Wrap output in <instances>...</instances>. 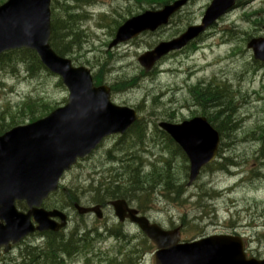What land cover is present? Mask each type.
Listing matches in <instances>:
<instances>
[{"label":"rangeland","instance_id":"374dc122","mask_svg":"<svg viewBox=\"0 0 264 264\" xmlns=\"http://www.w3.org/2000/svg\"><path fill=\"white\" fill-rule=\"evenodd\" d=\"M98 2L97 6L94 5L87 9L91 19L85 22L83 27L84 29L88 28L90 33L88 38H85V46L83 45L82 49V54L84 53L85 56L80 55L77 63H84L86 60L91 63H94V60L108 61V64L116 69L115 73L109 70L106 75L107 83L111 84L114 81L137 77L141 70L137 64V57L158 42L168 40L180 30L199 21L210 0L189 2L172 19L168 29L160 30L154 34H142L139 38L134 39L135 41L132 40L133 43L129 41V44L128 42L123 44L124 47L117 46L110 51L107 49L109 44L107 42L110 40L109 29L95 30L98 24L104 23L101 19L104 17L103 20L110 23L111 26L112 21L120 20L123 17L127 18V10L130 11V14L139 11L129 0H98ZM254 11H258L259 17L264 20V0H244L243 7H237L222 17L214 29L208 32L209 35L207 34L208 36L201 44L203 47H208L211 39H218L225 31L227 35L223 39L234 38L233 46L222 47L224 41L215 39L211 42L212 47L215 46L212 52L208 49L206 51L197 50L170 57L158 67V76L148 78L141 76L142 78L136 81L135 89L115 95L114 102L118 105L133 106V108H136L135 105L141 106L140 111L149 129L146 141L142 147L136 146L133 138L126 134L121 146L127 149L126 153L135 156L129 161L123 160L124 153L119 151V147L112 153V156H115L112 161L107 152L112 150L120 139L106 140L98 151L82 161L64 178L63 185L66 188L85 189L92 180L94 183H105L115 174V172H109L110 165L114 166V169H118L117 166L120 164L117 162L118 160L127 163L136 162L137 164L141 162L144 172H136L145 176L148 170L145 169L143 161L149 158L154 162V159H158L162 155L161 150L166 151L163 144L155 140L157 136L160 141V137L153 129L154 125L161 120H169V118L172 119V122H180L183 119L200 116L201 112H197L191 105L189 89L202 78L213 84L226 81L229 86L226 97H232L234 105L232 114L235 113L233 119L236 129L233 131L231 139H224V144L226 143L229 147L224 149L222 156L231 159L236 165L235 169L230 170L232 175L236 174V176L230 178L229 175H225V172H216L213 166L212 173L204 172L194 184L195 186L185 192L186 204L171 205L162 198H156L153 210L146 216L152 222L166 229L181 226L182 239L186 241H194L213 234H236L244 239L246 245H250V251H254L252 256L263 258L264 160L259 157L260 144L254 142L252 138L253 135H259L264 128V100L255 102L256 90L261 89L260 84L262 85L264 81V70L255 72L256 66L251 53L246 51L245 42H243L244 34L246 36L261 35L259 33L261 26L254 28L253 22L250 25L245 21V18L243 20L245 13L250 14ZM260 23L264 25V21H260ZM219 46L221 48L218 49ZM237 48L241 50L238 54ZM88 50H93V52ZM234 50L236 53L233 54ZM190 55H194L193 59L198 56L197 68H193L192 63L187 62ZM16 67L18 68L17 77H13L8 71H0V82L5 84L0 87V114L4 113L5 120L13 116L16 113L17 105L28 97H31L33 101H41L50 105L61 103L66 97L63 89L56 86V79L48 77L45 73L39 74L36 78H29L25 76L23 66ZM184 85L187 86L184 87ZM182 87L184 88L181 89ZM250 101L251 103L248 104ZM171 113L174 114L173 117H170ZM16 117L17 122L21 120L19 114H16ZM149 155L152 156L149 157ZM168 159L171 160V157ZM175 162L173 167L179 168L180 161ZM221 164V169H224L223 163ZM180 165L182 166V163ZM120 174L126 176V171L122 170ZM175 175L180 184L186 181L182 172L175 170ZM141 176L138 178L141 179ZM144 182L146 180L142 179L141 183L144 184ZM154 184H156L155 181ZM203 194L205 197H202ZM82 204L87 205L85 199H82ZM69 215L68 227L70 231L75 227L85 226L88 229L96 228L101 234L103 227L113 228L119 225L111 210L105 211L104 220L101 222L95 221L94 217L80 220L81 218L71 211H69ZM183 222L184 225L185 223L187 225L184 226ZM124 228L129 235L137 236L139 233L135 227H130L129 224H126ZM41 243L42 239L37 236L28 237L3 262H7L8 258H17L18 252L25 246H37ZM94 245L95 252L99 250L105 255L114 253L116 246L121 244H117L114 239L98 240L95 238ZM152 253L153 251L143 256L137 264H152ZM91 260H94V264H98L97 258H91ZM82 261V257H77L74 261L66 262V264H82Z\"/></svg>","mask_w":264,"mask_h":264},{"label":"water","instance_id":"95a60500","mask_svg":"<svg viewBox=\"0 0 264 264\" xmlns=\"http://www.w3.org/2000/svg\"><path fill=\"white\" fill-rule=\"evenodd\" d=\"M235 0H213L202 20V26L191 28L178 40L161 44L139 62L151 65L167 52L179 49L212 24ZM49 0H9L0 7V54L6 50L26 48L34 50L42 62L62 76L71 94L69 104L36 123L22 126L0 137V247L7 252L9 243L17 244L34 230L58 231L65 217L57 211L44 212L38 208L51 192L57 190L58 180L76 158L89 153L106 135L122 133L135 120L134 113L111 106L101 91H92L85 73L68 68L47 46ZM182 4H175L159 13H148L126 23L117 33L112 45L138 34L153 31L167 22L168 17ZM139 23V25H138ZM256 60L264 62V39L248 44ZM100 93V94H99ZM164 130L185 153L189 161V182L192 184L200 170L210 164L217 154L219 139L204 118H195L179 125L161 124ZM25 202L29 211L19 213L14 202ZM122 222L124 202L111 203ZM97 212V209H93ZM80 213L84 210L79 209ZM130 222L136 224L156 246L154 264H264L246 259L238 239L215 236L193 243L180 244L178 231L163 232L150 225L145 218H136L128 211ZM38 224L34 229L30 218ZM51 218H59L56 225Z\"/></svg>","mask_w":264,"mask_h":264},{"label":"trees","instance_id":"16d2710c","mask_svg":"<svg viewBox=\"0 0 264 264\" xmlns=\"http://www.w3.org/2000/svg\"><path fill=\"white\" fill-rule=\"evenodd\" d=\"M75 3H81L82 1L86 0H73ZM136 3H139V6H142L145 4L146 6H153L154 4L157 5H163L171 0H134ZM144 2V3H143ZM59 9V0H52V31H53V39L54 38H60L61 42H63L64 39L68 38V28L72 25L73 18L71 16H67L68 18L65 20H60L61 17L57 15ZM70 35L73 34V29H69ZM74 43V41L72 42ZM69 44H63V52L68 53L71 50V45ZM62 54V53H61ZM4 60L2 61L3 64H8L15 62L19 59L22 60H30L32 65L34 67L39 68L40 64L36 58V56L31 52L26 51H20V52H14L6 54L4 57ZM208 88V87H207ZM203 88V89H194L195 92L192 94L193 101L200 107L202 110V115L206 116L208 122H210L212 125L215 123L214 127L219 132L220 136L223 139H231L233 136V131L236 129L235 126L232 125L231 117L233 116V110L234 105L232 102V97L227 98L226 96H220L218 93H212L211 88ZM227 94V90L224 92V95ZM206 110H210L212 112L211 115L206 114ZM228 111V112H227ZM46 113L45 109H39L38 106L33 103H26L22 105V107L18 110V114L21 115V122H24L28 120V122H33L37 120L38 118L44 116ZM15 116H11L9 118L8 123H5V120L3 116H0V134L3 133L4 130L8 129L9 127L15 125L16 122ZM220 119V121H219ZM228 119V120H227ZM219 121V122H218ZM227 121V122H226ZM225 123V124H224ZM226 128V129H225ZM166 137V136H165ZM163 135H161V139L165 142V148H167L168 157H171V160L167 159H159V161L152 162L148 164L149 167V173H147L145 176L140 175L139 172L141 169V162H139V165L137 164L134 168V165L126 168V176H123L119 172H115V177L119 179H123L122 184H116L113 186L112 189H110V196L109 200L116 199V198H125L126 196H129V200L132 199L135 195H140L138 198H141L142 196L147 197L150 200V195L153 191V188L156 186V190L159 192V189L165 188V191L167 193L175 194L176 197H178L181 193V187L177 186L175 183V170H179V168L173 167V164L176 163L175 161H181L184 163L185 158L178 147H176L171 140H169L167 137L165 138ZM256 140L255 138H252ZM260 144V152L259 157H261L264 160V129L261 131V134L257 137V140ZM224 146V144H223ZM229 146L226 145L225 148H228ZM221 156L219 159L221 160ZM176 159L175 161H173ZM227 159L224 160L226 162ZM182 163L181 171L185 174V166ZM179 164V163H178ZM179 164V167H180ZM228 165H235L232 162H229L227 165H224V169L227 170ZM160 166V167H159ZM222 164L216 163L215 169H221ZM141 176V179L138 178ZM144 176V177H143ZM138 178V179H137ZM146 180L144 184L141 183V181ZM154 181L156 184H154ZM149 194V195H147ZM59 198V197H58ZM57 198V203L55 205H51L52 207H60L63 208L62 204ZM71 201H78V198L75 196H71ZM178 201V199H177ZM142 244L145 243V241H141ZM49 247L46 248V251L40 252L41 255L45 256L48 253L51 255L57 253L61 245L59 241L55 238L54 235L47 236V244ZM85 246V245H84ZM144 245H127L124 248V255L119 260L117 259L116 264H131V257H133V254H136L139 249H142ZM48 256V255H47ZM45 256V257H47Z\"/></svg>","mask_w":264,"mask_h":264},{"label":"bare ground","instance_id":"6f19581e","mask_svg":"<svg viewBox=\"0 0 264 264\" xmlns=\"http://www.w3.org/2000/svg\"><path fill=\"white\" fill-rule=\"evenodd\" d=\"M86 25V24H85ZM84 28V27H83ZM87 33V32H86ZM89 36V35H88ZM228 112V111H227ZM228 120V119H227ZM227 122V121H226ZM225 124V123H224ZM226 129V128H225ZM115 175V174H114ZM116 176V175H115ZM165 191V188L163 189H159V192L162 193ZM126 198H130L129 196H126ZM60 253H63V252H60Z\"/></svg>","mask_w":264,"mask_h":264}]
</instances>
